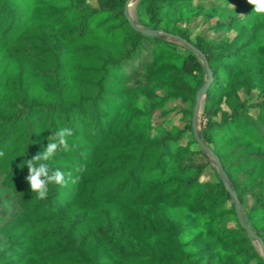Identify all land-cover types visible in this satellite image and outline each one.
Returning a JSON list of instances; mask_svg holds the SVG:
<instances>
[{
	"label": "trees",
	"instance_id": "1",
	"mask_svg": "<svg viewBox=\"0 0 264 264\" xmlns=\"http://www.w3.org/2000/svg\"><path fill=\"white\" fill-rule=\"evenodd\" d=\"M127 1L0 0V264H263L215 166L204 178L214 161L191 117L207 76L181 39L211 70L199 135L264 244V14L247 0H137L148 35ZM195 18L220 37L192 35ZM176 100L187 121L152 136L153 112ZM61 127L69 150L48 163L81 179L37 199L26 160ZM229 215L236 227H220Z\"/></svg>",
	"mask_w": 264,
	"mask_h": 264
},
{
	"label": "clouds",
	"instance_id": "2",
	"mask_svg": "<svg viewBox=\"0 0 264 264\" xmlns=\"http://www.w3.org/2000/svg\"><path fill=\"white\" fill-rule=\"evenodd\" d=\"M253 6L255 14H264V0H247ZM233 6V5H232ZM73 135V131L68 127H61L52 132V135L47 137V146L43 151H38L31 159L26 160L28 175L26 180L30 185L32 192L37 194V199H45L49 193V185L56 184L61 187H66L69 179L73 184L80 181L81 176L76 175L72 178L71 173L68 174V179L65 173L59 169L53 170L48 161H50L59 151H68L69 144L67 138ZM4 153L0 152V156ZM85 171L83 166L76 168L77 173Z\"/></svg>",
	"mask_w": 264,
	"mask_h": 264
},
{
	"label": "rangeland",
	"instance_id": "3",
	"mask_svg": "<svg viewBox=\"0 0 264 264\" xmlns=\"http://www.w3.org/2000/svg\"><path fill=\"white\" fill-rule=\"evenodd\" d=\"M220 1L219 0H205L204 5L206 6H214L217 5ZM136 4L137 0H132L129 4V13L130 17L133 20L136 19ZM240 0H233L231 5H239ZM142 19H145V15L141 14ZM209 23H204L200 18H195L191 22L189 29L192 35L202 34L205 37H211L218 39L220 34H215L208 30ZM158 94L161 95L162 91L158 90ZM242 97H244L242 95ZM257 97V92L253 91L248 96V98L252 101L255 100ZM203 102V101H202ZM202 102H201V109L198 113L197 117V127L200 130L202 124ZM165 110H156L153 112L150 120H149V130L152 136L158 135L165 129H169L172 125H177L178 127H182L184 123L187 121V117L182 114V109H191V106L186 103H181L179 100L170 101L165 104ZM193 108V107H192ZM189 139V134L183 137L182 141L186 142ZM215 166L213 163L207 168L204 178H212L214 177V171L212 167ZM217 171V170H216ZM249 202L247 201L246 206H248ZM223 228H232L236 227V223L231 215L225 218L223 224L220 226ZM99 264H112L110 260L107 258H101L99 260ZM251 264H256V262H252Z\"/></svg>",
	"mask_w": 264,
	"mask_h": 264
},
{
	"label": "water",
	"instance_id": "4",
	"mask_svg": "<svg viewBox=\"0 0 264 264\" xmlns=\"http://www.w3.org/2000/svg\"><path fill=\"white\" fill-rule=\"evenodd\" d=\"M130 1L131 0H128L126 2L125 9H124V14L128 18L130 24L135 29L142 31L145 34L156 35L157 31L149 30V29H143V28L138 27L136 25V23L134 22L133 18L130 17V13H129ZM170 36L178 39L177 36H172V35H170ZM181 42L184 45H186L190 50H192L194 53H196V54H198L200 56V58L202 60V63H203V66H204V69H205L206 76H207V79H206L205 83L199 88V90L196 93L195 103H194L193 108H192L191 124H192L194 138H195L197 144L199 145L200 149L213 159L214 165H215V168H216V170H217V172L219 174V177H220L222 183L225 185L226 189L228 190V192L230 193V195L232 197L237 221H238L240 227L247 232L248 236L251 239L258 241L259 252H260V254L263 257V264H264V244H263L262 240L256 235V233L251 228V226L248 225L244 221V218H243V215H242V211H241V208H240V205H239V201H238L237 195H236L235 191H233L232 188L229 186L228 176H227L225 170L223 169V167H222V165H221V163L219 161L218 156L215 154L213 149L211 147H209L201 139V136L199 135V129L197 127V123L196 122H197L198 113H199V111L201 109V102L203 101V99L205 97V93L207 91V87H208L209 82L211 80V70L208 67V64H207V61H206L204 55L199 50L195 49V47L193 45L189 44L187 41H185L183 39H181Z\"/></svg>",
	"mask_w": 264,
	"mask_h": 264
}]
</instances>
